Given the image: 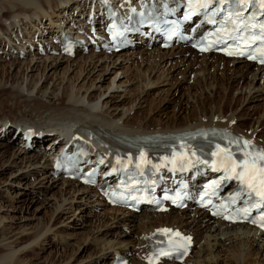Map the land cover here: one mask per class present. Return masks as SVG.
Wrapping results in <instances>:
<instances>
[{
	"label": "bare ground",
	"instance_id": "bare-ground-1",
	"mask_svg": "<svg viewBox=\"0 0 264 264\" xmlns=\"http://www.w3.org/2000/svg\"><path fill=\"white\" fill-rule=\"evenodd\" d=\"M91 3L92 0H0V10L6 9L5 11H8L10 15L15 13L12 16L7 13L10 18L5 20V24L0 21V61H4L3 55L5 58L7 55L12 58L10 59L12 61H6L7 63L0 68V112L8 109V113H10L9 115L3 112L0 113V140L7 138L12 143L19 140L25 146L24 149L17 148L11 153L8 144L0 143V177L5 178L7 173L10 174L9 176H14L12 177L14 181L19 178L36 177L40 182H50L49 189L60 187L61 201L54 206L52 212L59 211L68 200L66 196L70 194V196H73L78 193L81 196L83 195L82 197H88L90 189L80 188L72 181L55 178L51 169V159L53 157L50 156L51 154L54 155V152L51 154L50 152L56 146L58 148L62 144H57L54 141L57 138L51 136L50 133L54 130H62L64 127L75 128L78 125L85 126L96 135L105 137L108 140L121 139L120 134L173 132L202 126H220L231 129L264 146V135L257 134L259 128L260 132L264 133V114L259 120L255 121L258 126L257 129L248 133L241 128L245 123L240 121V111H232L228 116L224 115L222 111L224 109L220 106L214 110L208 109L209 112L205 110L207 105L211 106L228 99L235 89L240 91V94L244 91V101L252 93V90L253 94L247 100H250L252 96H256L254 94L255 89L257 91L261 90L260 83H264V71L253 67L251 64L227 60L217 55H208L198 59L196 56L190 55L189 50H186L188 56L196 61L193 62L182 58L184 50L181 49L128 51L116 56L78 55V58L75 57L74 59H19L18 55L16 56L17 52L14 51V43H11L10 50L7 52L4 50L5 42L10 39L14 29L13 34L15 36L22 31L27 35H32L36 31L44 32L43 28L50 27L51 24L61 26L63 23L70 21L75 11L83 14ZM44 19H48L49 24L44 22ZM10 41L15 42L16 39L12 37ZM136 58L142 64L140 63V67H137L138 71L134 77H128L129 75L126 76V72L131 69L130 66ZM40 59H42V62ZM178 60H180V65L177 64ZM208 63L211 66H208ZM239 63H243V66H236ZM63 64L66 65L62 68ZM230 64L234 67L229 68ZM195 65H198L197 69L189 72ZM211 67L214 68L216 74L220 72L221 77L210 74L209 69ZM116 68L125 70L122 74H126L124 80L118 79L114 82L117 77ZM178 69H182V72ZM174 72L177 74L174 75ZM30 73L31 75H29ZM113 73L115 74L114 77L109 80V75ZM190 73H193V85H189L185 89L180 87L182 85L180 82L174 81L172 85L175 76L180 75L184 80L186 77L189 80ZM232 73L233 77H231ZM24 78L25 80L29 78L25 84ZM247 78H250V80L243 85L244 87L241 86L242 80ZM80 82L83 83L79 85ZM104 84L106 85L104 86ZM133 84H135L134 89L136 88V91L128 88ZM112 87L116 89V92L114 93L112 90V94L104 96L105 92H108ZM165 87L169 88L166 89ZM120 88L122 92L118 94L117 91ZM152 91L154 94L156 93V96L162 93L170 98L177 96L180 104L173 107L174 111L172 110L171 115L165 112L162 115L154 116L155 112L152 110L151 104L147 109L148 111L143 108L145 107L143 106L146 101L145 97H149L148 94ZM181 91L182 94H180ZM204 92H208L209 96L205 97ZM183 96L187 97L185 101L182 100ZM232 99L233 96L230 100L236 106L241 103V97L240 99L235 98L234 101ZM168 101L171 102V99L165 100V103H168ZM126 102H129L127 107L124 106ZM190 103L195 104L196 108L191 110ZM23 108L26 110H23ZM119 108L122 110L121 114H112V112L118 111ZM124 108L125 111H123ZM132 109H135L134 113H130ZM138 109L141 111L138 112ZM166 109H168V104ZM12 111L13 113H11ZM44 115L47 118L42 120ZM145 120L147 125L143 126L142 123ZM119 122H122L120 126ZM25 130H32L35 136L39 134L41 136L26 140L22 138ZM81 132L89 136V132L86 130L82 129ZM46 141L47 146L44 145ZM34 147H37V149ZM14 181L11 183H14ZM31 203L30 205H32ZM110 211L123 214L119 219L118 216L117 218L114 217V220L116 219V222L118 220L121 226L139 229L136 233L139 238L135 244L131 245L132 242L128 241L126 237H119L114 241L109 240L105 241L104 244L102 243L101 253L108 256L112 252V260L116 254L128 257L137 248H139L140 253H146L145 235L156 228L165 226L179 228L193 235L194 246H198L203 239L205 240V246L203 248L198 247L196 254L189 256L186 263L193 260V264H219L223 257L225 258V264L226 260H229L231 264H255V260L252 261L254 255L264 257V237H260L255 230L247 226L223 225L206 218L205 214L198 211L190 212V216L187 215L186 211L171 210L168 214L143 212L138 219H136L137 217L133 219L126 218L128 214L120 210L110 209ZM2 212L3 210L0 208V225L7 222L8 219L1 215ZM4 228L5 224L0 227V231ZM44 228L40 234L34 231L37 233L36 236H34L35 233L32 235V238H36L33 239V242H36L39 238L38 235L43 236L52 231L47 224ZM24 231L25 228L12 234L8 239L15 238V242H21ZM203 233H206L204 237ZM225 244L227 246H224ZM134 245H137V248ZM201 253L203 254L200 255ZM206 253L207 255L204 256ZM14 255L12 251L0 255V264H12ZM240 255L243 256L241 261H239ZM130 260L131 264H141L138 258L132 257Z\"/></svg>",
	"mask_w": 264,
	"mask_h": 264
},
{
	"label": "rangeland",
	"instance_id": "rangeland-1",
	"mask_svg": "<svg viewBox=\"0 0 264 264\" xmlns=\"http://www.w3.org/2000/svg\"><path fill=\"white\" fill-rule=\"evenodd\" d=\"M1 10H0V21L1 23L3 22V24H5L4 23L5 20L9 19L10 16H12L15 13L10 15L8 11H5L6 9H1ZM7 13H9L8 15L10 16H8ZM44 22L49 24L48 19H44ZM2 57L4 58L3 59L4 61H0V68H2L7 62L12 61V60H8L7 58L5 59L4 55ZM182 58H186L188 60L196 62L194 61L192 57L187 55L186 51H184ZM25 59H31V58L25 57ZM32 59H35V58H32ZM40 61L42 62L41 59ZM179 62L180 60H178L177 62L178 65H180ZM140 63L141 62L139 59L137 58L134 59L133 63L130 66L131 69L126 72L127 75L126 74L124 75L126 76L129 75L128 77H131V76L134 77L138 71L137 67H140ZM65 65L66 64H63L62 68ZM208 66H211L210 63H208ZM236 66L242 67L243 63L236 64ZM197 67L198 65H195L189 72L195 71ZM233 67L234 66L230 64L229 68H233ZM181 70L182 69H178V71H181ZM116 71H117L116 72L117 77L114 82H116L118 79L124 80V75L122 74H123V71L125 70H123L122 68H116ZM175 73L176 72H174V75ZM209 73L215 74L217 77H221L220 72L216 74V71H214L213 67L209 69ZM33 74L35 75L36 73H33ZM29 75H31V73ZM113 75L115 74L113 73L109 75L110 77L109 80H111L114 77ZM126 76L125 78H127ZM192 76H193V73H190L189 80H187V77L184 80L180 75H178L177 77L175 76L174 80L172 81V85L174 81L180 82L182 83L180 87L182 89H185L187 86L193 85ZM231 77H233V73L231 74ZM28 80L27 79L25 80L24 78V84ZM249 80L250 78L242 80L240 85L241 86L245 85L246 82H248ZM82 83L83 82H80L78 84L80 85ZM85 85L87 86L86 83ZM105 85L106 84H104V86ZM260 85L262 86L261 90L257 91L255 89L254 94H256V96L254 97L252 96L250 100H247V99H249L251 94H253V90H252V93L247 98H245V101H244L243 100L244 91H242V94H240V91L235 89L233 90V92L231 93L228 99L226 100L224 99L221 103H218V104H212L211 106L207 105L205 110L209 112L208 109L211 108L214 110V109H217L218 106H220L222 109H224L222 110L224 115H228V116L232 113V111H236V112L240 111L241 113L240 121L245 123V125L241 128L248 132L254 129L256 130L258 126L257 124H255V121L259 120L260 117H262V115L264 114V83L263 84L260 83ZM47 86L50 87L49 84H47ZM134 87H135V84L131 85V87H128V88H132L134 91H136L135 90L136 88L134 89ZM165 88L167 89L169 87H165ZM112 90L114 93L116 92V89L112 87L111 89L108 90V92L107 91L105 92L104 96H108L110 93L112 94L113 93ZM227 90H229V88H227ZM121 92H122V89L120 88L117 91V93L121 94ZM182 93L183 92L181 91L180 94ZM148 95L149 97L148 96L145 97L146 101L143 105L145 107L143 108L144 110H147L151 104L152 110H154L155 112V113L153 112L154 116H157L158 114L162 115L165 112H167L168 115H171L173 113L172 112L173 107L176 104H180L179 98H177V96L174 97L175 99L170 98L163 93L159 96H156V93L154 94L153 91L150 92ZM204 96L205 97L209 96L208 92H204ZM232 96H233L232 101H234L235 98L240 99L241 97V103L238 106L234 105L233 102H231L230 98ZM186 98L187 97L183 96L182 100L185 101ZM168 99H171V102L168 101V103H165V100H168ZM13 102L14 100L12 101V103ZM167 104H168V109H166ZM190 104H191V107H190L191 110L193 108H196L195 104H192V103ZM128 105H129V102H126L124 106L127 107ZM182 108H183V105H182ZM255 108L258 109V111H256ZM241 109L243 110L241 111ZM252 109H255V110H252ZM23 110H26V109L23 108ZM141 110L138 109V112ZM162 110H165V111H162ZM8 111H9L8 109H5L2 112L5 113L6 115H9L10 113H8ZM123 111H125V108ZM134 112H135V109H132L130 111V113H134ZM138 112H136V114H138ZM11 113H13V111ZM121 113H122L121 108H119L118 111L116 112H112V114H118V115ZM45 118H47L46 115L42 117V120H45ZM121 124L122 122H119V126ZM142 125L146 126L147 121L145 120V122H143ZM263 128H264V125H263ZM257 134L264 135V133L260 132V128L257 129ZM2 142H4V144L6 145L8 144V146L10 147V152L11 151L13 152V150L14 151L17 150V148L19 149L25 148V146H23V144L19 140L12 143L11 141L9 142L7 138H5V139L0 140V143ZM46 143L47 141L44 143V145ZM16 144H18L19 146H17ZM45 146H47V144ZM34 148L37 149V147H34ZM51 153L52 152H50V154ZM9 175L10 174L7 173L5 175V178L0 177V208L1 210H3L1 215H4L5 217L8 218L6 220L7 222L3 223L5 224V228L0 231V255L7 254L11 251L14 252L15 255L13 257L12 264H15V263L16 264H110V260H112L113 254L112 252H110L108 256L103 255L100 250L102 247L101 246L102 243L104 244L105 241H109V240L114 241V239H119V237L120 238L126 237L128 241L132 242L131 245L137 242L139 235H136V233H138L139 229L136 227L127 228V227L121 226L118 220L116 222V219L114 220V217L117 218L118 216V219H119L123 216V214L121 212L114 213V211H110L111 208L109 209L107 207H103L102 206L103 204H101L98 201V199H95L93 197L94 195L93 191L92 192L90 191V195L88 197H82L83 195L81 196L78 193L74 194L73 195L74 197L70 196L71 194L69 196H66V198L68 199L66 201L67 203L65 202L64 205H62L61 209H59V211L52 212L54 206L57 205V203L61 201V195L59 194L60 187L49 189L50 182H47V181L40 182L39 180H37L36 177L27 178V179L19 178L14 181V178H12L14 176H9ZM13 181L14 183H11ZM30 203L32 205H30ZM186 213L188 216H190L189 215L190 213L188 212ZM142 214L143 213L138 214V216L134 214L133 215L128 214L126 218L133 219L134 217H137L136 219H138L141 217ZM3 224H1L0 227H2ZM46 224L48 225V227L51 228L52 231L49 232L48 234L43 235L44 237L38 235L39 238L36 240V242H33V239H36V238L34 237L32 238V235L35 233L34 236H36L37 232H39V234L41 233V231L43 232ZM23 228H25V231H24L25 233H22L24 235H23V239L21 242L20 241L15 242L14 241L15 238L8 239L10 238V236H12V234L17 233L20 230H23ZM34 231H37V232H34ZM9 232L11 233L8 234ZM56 233L58 234V236L59 235L60 236L58 237ZM205 234L206 233H203V237ZM4 235H7V236H4ZM204 243H205V240L203 239L198 244V246L196 245L195 252L198 251L197 250L198 247L203 248L205 246ZM134 246L137 247V245H134ZM224 246H227V244H225ZM207 248L205 249V251L207 250ZM202 254L203 253H201L200 255ZM205 255H207V253L204 254V256ZM242 257L243 256L240 255L239 261L242 260ZM221 259L222 260L224 259V260L223 261L221 260L219 264H225L224 263L225 258L222 257ZM254 260L256 262L255 264L264 263V257H259V256L254 255V257L252 258V261ZM226 261H227L226 264H231L229 260H226ZM193 263L194 261L192 260V262L188 264H193Z\"/></svg>",
	"mask_w": 264,
	"mask_h": 264
},
{
	"label": "snow or ice",
	"instance_id": "snow-or-ice-1",
	"mask_svg": "<svg viewBox=\"0 0 264 264\" xmlns=\"http://www.w3.org/2000/svg\"><path fill=\"white\" fill-rule=\"evenodd\" d=\"M262 6H264V3H262ZM245 143L247 144L248 142ZM260 159L264 160V154L261 155ZM235 167L242 169V171L235 174L241 180H245L250 189L256 191L257 185H259L261 190L256 191V194L260 195L261 198L264 199V163H261L257 166L256 160L242 161L235 165Z\"/></svg>",
	"mask_w": 264,
	"mask_h": 264
}]
</instances>
